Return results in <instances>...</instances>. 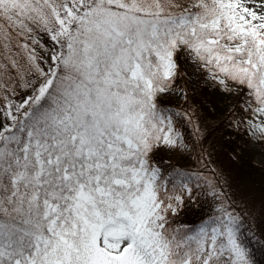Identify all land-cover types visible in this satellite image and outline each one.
Masks as SVG:
<instances>
[{"label":"snow or ice","instance_id":"snow-or-ice-1","mask_svg":"<svg viewBox=\"0 0 264 264\" xmlns=\"http://www.w3.org/2000/svg\"><path fill=\"white\" fill-rule=\"evenodd\" d=\"M182 61L264 138V0H0V264H253L235 202L184 223L199 185L154 163Z\"/></svg>","mask_w":264,"mask_h":264},{"label":"trees","instance_id":"trees-1","mask_svg":"<svg viewBox=\"0 0 264 264\" xmlns=\"http://www.w3.org/2000/svg\"><path fill=\"white\" fill-rule=\"evenodd\" d=\"M184 77L185 76L180 68V76L177 82L182 84L185 88L186 97L184 101L181 103H174L162 98L161 100L166 108L174 113V117L178 121H182V127H184L183 130L185 134L188 135V140L197 153V155H195L197 161L190 164H181L178 162L165 161L163 157L155 154L154 163L166 173V178H173L178 173L191 175L193 177L192 183L199 185L196 194L200 197L199 204L191 206L186 214H182L184 215L185 218L183 219H186V222L181 219L182 216L179 218L180 221L184 223L198 227L200 218L206 216V214H210L215 207L213 205L215 201L212 197L210 195H205V193H210L212 191L210 186L206 184L208 181L206 177L212 172V167L205 152L203 156H200L199 152L201 143L207 139H213L215 132H218L219 137H221L220 147H222L224 151L228 149L234 154L230 155L228 159L237 163L244 179L248 180L252 187L257 191H264V166H260L253 161V153L251 149L245 142L241 141V132L244 131V133H246L245 130L234 128V124L230 123L234 121L236 116L243 115L241 112L242 107H239V103L232 108H228L224 101L228 94L221 91L219 88H204L202 89L201 97L193 95ZM189 98H195V100H197L196 104L199 103V106L201 105L200 110L204 115V120L206 122V127H204V130L201 132H198L193 128L195 125L193 118L189 119L191 116L190 114L193 112V109L189 106ZM204 99L206 102H204ZM201 135H203V137H200ZM201 153H203V151ZM245 225L246 229L249 230V236L255 233L256 236L259 237L260 233L264 232V220L262 225L253 227L246 219ZM249 247L252 253L251 258L253 264H264V239H262L259 244L250 242Z\"/></svg>","mask_w":264,"mask_h":264},{"label":"rangeland","instance_id":"rangeland-1","mask_svg":"<svg viewBox=\"0 0 264 264\" xmlns=\"http://www.w3.org/2000/svg\"><path fill=\"white\" fill-rule=\"evenodd\" d=\"M180 68L193 95L201 97L202 89L219 88L218 85L209 80L205 75L200 74L194 65H187L182 61ZM181 91L186 94L184 86L177 82L173 94L161 98L169 100V102L181 103L186 97L179 95ZM226 93L228 95L224 101L228 108H232L238 103L239 107H243L242 99L238 97L235 92L231 94L228 92ZM188 102L190 108L193 109L192 114H190V117L195 121L193 128L201 132L204 130V127H206L205 117L200 110L201 105L199 106V103L196 104L197 100H195V98H189ZM204 102H206L205 99ZM239 117L240 116H236L234 121ZM173 119L175 132L181 137L182 143H178L176 147H162L155 154L163 157L165 161L178 162L181 164L195 163V161H197L195 157L197 153L188 140V135L185 134L183 130V123L182 121H178L175 117H173ZM233 127L236 128L235 126ZM239 128V130H244L243 126ZM241 134V141L245 142L253 153V161L260 166H264V138L250 136L244 133V131H242ZM200 137H203V135ZM220 142L221 137H219L218 132H215L213 139H207L200 144V156H203L205 152L212 167V172L206 177L208 180L206 184L216 185V191L218 193L223 197H227L228 200L235 202L238 210L244 213L251 226H260L264 220V191H257L248 180L244 179L237 163L228 159L230 155L234 154L228 149L224 151L222 147H220ZM202 151L203 153H201ZM210 189L212 190L211 187ZM213 205L215 206V203H213ZM183 218H185L184 215H182L181 219L186 222V219Z\"/></svg>","mask_w":264,"mask_h":264}]
</instances>
